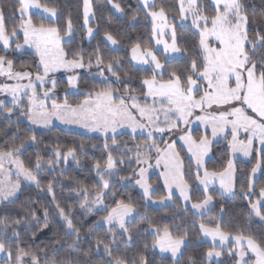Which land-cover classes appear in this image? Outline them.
Segmentation results:
<instances>
[{
    "label": "snow or ice",
    "instance_id": "obj_1",
    "mask_svg": "<svg viewBox=\"0 0 264 264\" xmlns=\"http://www.w3.org/2000/svg\"><path fill=\"white\" fill-rule=\"evenodd\" d=\"M106 3L117 13L125 15V9L118 0H106ZM261 3L264 4V0H261ZM137 5L136 10L129 17V24L134 25L141 12L145 20L150 18L151 38L157 46L163 45L165 59V62L161 63L157 51L150 45L142 47L140 43H135L131 48L132 60L141 65H148L152 73L150 78L142 80V85L147 88L143 93L144 96L152 97L153 102L152 104L145 102L143 105L139 102L136 90L129 88L127 83L123 95L118 96L117 90L112 88L110 77L115 81L122 80L121 61L111 59L105 62L99 43L94 53L89 54L87 61L81 51L69 53L64 50L62 42L71 44L75 37L76 27L71 13L66 18L64 27L58 26L55 19L46 25L43 23L45 19L58 17L56 7L42 3L41 0H14L7 5L6 14L3 0H0V44L4 49H10L15 43L17 51L25 45L34 48L39 57L37 68L43 70L42 73L37 71L33 79L29 71H14L13 60L0 55V76L17 81L15 84L0 85V92L11 95L10 103L0 100V112L7 113L6 119H8L16 114L17 109L19 110L17 119L15 121L9 119V124H15L18 133L21 117L26 118L29 124L44 128L49 127L53 120H58L66 125H77L88 131L100 133L105 137L104 149L107 156L103 163L96 160L92 164V170L99 178L96 190L90 192L86 186L75 189L77 195H83L80 203L82 209H87L91 213L96 206H103L101 210L107 212V215L93 225V228L105 225L107 233L111 234L110 240L95 241V250L99 252L102 248L109 258L104 264H150L144 253L138 254L131 261L126 256L114 255L113 246L118 241L130 245L133 240L130 225L131 217L136 210L131 200H118L114 207L104 204L108 190L117 182L113 177H116L119 171L113 150L126 149L121 152V157L133 151L127 143L122 145L118 142L119 129H130L133 134L137 129L147 131L145 142L135 145L139 170H133L128 177H119L121 185L130 187L132 185L129 182L134 180L135 186L142 189L145 202L152 200L153 190L146 175L148 169L143 165L148 164L151 167L150 154L155 149L156 165L159 166L163 161L164 170L161 176L169 192L167 197H161L158 202L164 204L165 200H172V187L175 185L180 197L186 202L183 211L187 212L186 205L191 203L193 215L210 211L216 195H234L236 169L233 160L231 158L228 160L227 167L223 171H210L206 167L205 157L211 151L214 138L223 134L226 139L230 133L231 152H241L246 157L253 151L254 139L264 145V8L257 13L254 7L249 8L246 5L245 0H210V3H206L205 0H175L174 4L167 6L162 0L159 4L157 0H137ZM210 9L211 14H209ZM17 14L18 22L9 27L8 21L15 20ZM33 16L39 17L41 22L36 23ZM177 17L179 24L176 22ZM93 19L95 13L91 0H83V24L80 27L89 39L99 34V25L96 28L90 26ZM184 32H192L193 36L197 37L191 52L187 47ZM21 33L22 44L19 42ZM103 41L114 46L113 50L119 45V40L107 29L103 32ZM69 55L72 56L71 59H68ZM172 58L177 60L183 58V68L172 67L167 72L168 79L158 81L157 76L163 77L165 68ZM93 61L98 69L95 75L101 78L105 86L99 90L89 91L79 103L72 104L68 101L69 90L79 91L78 76H67V88L62 102L55 95L56 80L51 81V87L46 86L50 73L59 69H64L66 72L85 67L91 69ZM106 72L110 76L105 75ZM25 79L28 80L27 84L19 83ZM37 87L42 90V97ZM23 96H27L26 105L23 104ZM49 100H51L50 105L47 103ZM161 114L164 117L163 121L160 118ZM193 116L205 126V134L199 139H194L190 130L186 131ZM181 125L185 127L181 128ZM208 128H211L213 139L207 135ZM149 129L161 134L181 133L179 139L188 146V152L195 163V182L203 186L202 199L193 202L192 188L184 178V164L175 150V141L168 143L166 148L160 149L154 138V132ZM241 132L246 134V140L240 139ZM108 133H112L110 144ZM38 143V138L33 132L19 144L13 142L0 148V176H3V179H0V210H2L0 264H41L39 253L47 255L45 249L33 251L31 247L22 246L21 234L17 229L23 224L31 225L34 221L37 228L26 230L31 231L36 238L37 231L43 232L48 227V210L45 209L41 223L35 210H25L23 215L18 213V218L13 219L6 207L15 204L23 182L34 184L37 189L44 191L39 175L46 170L43 167L45 163L47 169L51 171L59 168L62 162L66 166L70 160L74 161L77 167H82L75 147L64 150L58 145L48 152L49 159L46 162L37 154L35 170H33L32 167L26 166L20 157L26 146ZM82 149L83 145H81ZM257 152L259 153V150ZM119 163L123 164V159ZM261 163L262 161L257 159L247 178L246 189L242 186L241 190L244 198L249 202L248 206L251 209L249 216L254 213L261 222H264V204L261 203L264 201V186L259 188L257 200L255 202L252 200L256 190L254 178L261 168ZM13 175L15 179H12ZM216 181L219 182L220 191L213 193L209 186ZM54 183L55 181H50L46 186L49 194L54 192ZM112 195L115 196V192ZM52 198L55 202L54 195ZM56 210L69 230L65 235L74 237L69 248L72 252L80 251L77 245L81 233L73 224L71 209L66 211L57 203ZM220 211L223 213L225 209L221 207ZM145 219L146 217L140 216L141 221ZM261 226L264 227V223ZM149 230L155 237L152 247L158 248L161 253H170L173 264H180L183 249L189 238L187 230L180 232L177 226V231L174 233L171 226L165 225L161 228L148 221V229L145 231ZM199 230L204 237H210L213 242L204 253L209 261L216 257L217 264H223L219 258L224 253L218 248L216 241L219 240L220 245H226L231 240L233 245L227 250L228 256L232 258L230 264H264V237L257 238L256 234L251 232L246 234L244 231L235 234L226 232L219 223L212 227L200 223ZM92 231L93 229H89L90 234ZM144 247L147 249L148 245L145 244ZM83 256L85 257L83 261L72 259L70 256L63 261L55 258L45 259L44 264H92L91 248L84 250ZM187 264H197V261L189 256Z\"/></svg>",
    "mask_w": 264,
    "mask_h": 264
},
{
    "label": "trees",
    "instance_id": "obj_2",
    "mask_svg": "<svg viewBox=\"0 0 264 264\" xmlns=\"http://www.w3.org/2000/svg\"><path fill=\"white\" fill-rule=\"evenodd\" d=\"M14 0H3L5 5V12L7 14V5ZM42 3H48L49 6H54L58 9V17L56 23L60 27L65 26L66 18L71 13L73 23L76 27L75 37L71 44L65 43L63 45L66 52L81 51L85 57V61L89 54L94 53L99 43L101 53L105 58V62L111 59H119L121 61L120 75L121 81L114 83V78L110 79L112 88L118 87L121 92H124L125 83L128 87L136 90V95L142 100L144 87L142 80L151 76L150 71L137 70L130 63V50L135 43H140L142 47L151 46V23L144 19V15L141 12L139 19L134 25H130L128 20L131 14L137 8V0H118L125 9V15H116L106 0H92L93 11L95 13V19L90 22V26L96 28L99 25V34L95 38L87 41L84 36V30L80 27L82 22V0H41ZM161 0H157L159 4ZM167 5H172L175 0H162ZM206 3L207 0H205ZM246 5L249 8L255 9L259 13L264 4L261 0H245ZM211 14V9L209 10ZM18 14L15 20H9L8 25L18 22ZM36 23H40L41 20L37 16H33ZM50 22L47 19L43 21L46 25ZM105 29L111 31L114 36L119 40V48L116 50L111 49L103 41V32ZM63 35V32L61 33ZM184 37L187 40V47L190 52L193 50V45L197 37H194L192 32H184ZM22 37L19 36V40ZM0 55H5L7 59L13 60L14 68L17 70L39 71L37 68V58L34 54L28 52L7 53L0 47ZM68 58H72L71 55ZM191 56H189V59ZM165 62V60H164ZM93 61V65H94ZM183 58L180 60H170L166 66V72L160 79L167 80V72L172 67L183 68ZM93 67V66H92ZM86 72L82 73L80 78V85L84 89L89 91L99 90L105 85L101 80L90 79L88 74L93 75L95 70H90L87 67L84 68ZM88 72V73H87ZM108 74V73H107ZM110 75V74H109ZM71 101L75 104L84 99V96H70ZM9 119L0 116V148L7 145H11L13 142L19 144L22 139H26L27 136L33 132L36 134L39 143L36 145L26 146V150L21 155V159L25 165L34 169L35 160L37 154H39L46 162L49 159L48 152L61 146L64 150L68 147H75L77 149V158L80 160L82 167H77L74 161H69L65 166L63 162L61 166L55 171L47 169L45 163L43 167L46 169L39 175L41 187L44 191L32 186H23L18 197L15 200V204L6 206L8 208L9 215L15 219L18 218L17 214L23 215L25 210H35L40 222L43 223V215L45 209L48 210L49 220L48 227L43 232H36V238L33 237L31 231L26 229L31 228L35 230L37 228L36 223L33 221L31 225L23 224L17 230L21 234V244L24 247H31L33 251L38 249H45L47 255L39 253L41 258V264H44L45 259L55 258L58 261L72 259H79L83 261V251L92 249L91 261L92 264H104L109 258L104 254L101 248L99 252L95 250V241L97 239L110 240L111 234L107 233V227L101 225L98 228H93V225L101 218L107 215L106 211L98 209L97 206L91 213L87 209H82L80 203L83 199V195H77L75 189L79 186H86L90 192H94L97 188L99 178L92 170V164L96 160H100L102 163L107 156V152L104 149L105 137L98 134H85L80 132H73L64 130L58 126H54L47 130L34 131L30 126L20 121V131L17 133L15 124H9ZM12 121H15L12 119ZM195 130L191 132L194 139H199L200 133ZM15 134V136H14ZM128 133H120L117 135V140L120 144L127 143L129 147L133 149L127 156L121 157V152L126 149H114L113 155L117 159L118 175L113 177V180L117 181L113 187L108 190V195L104 199V204L109 207H114L115 202L118 200L133 201L136 210L132 218V224L130 230L133 236V240L130 245L125 244L123 241H118L114 248V255L126 256L129 261L137 257L138 254L144 253L150 264H173L172 259L168 257L159 256L153 249L152 243L154 236L145 231L148 229V221H151L154 225L163 228L165 225L171 226L173 232H183L187 230L189 238L187 244L184 247L183 256L180 258V264H187V259L192 256L196 259L197 264H217V262H209L206 260L204 253L212 246L210 243L200 241L198 226L200 223H204L208 226H215L220 224L222 230L235 234L238 231H244L246 234L251 232L257 235V238L264 237V227L262 223L255 219L253 214L249 216L251 209L248 206V200L244 198L242 192V186L246 189L247 178L251 174L252 167L256 164L257 159L262 161L260 173L258 179L255 181V194L252 195L253 202L259 197V188L264 186V149L259 154L256 152L252 154L250 161H233L236 169L234 178V195L229 198L216 195L213 201V206L210 211L206 212L202 216L193 215V210L190 205H186L187 212H184L185 204L176 196H173L172 200H169L168 204H164L159 207H152L143 199V196L138 191L134 184V180L129 183L130 187L122 186L119 182V177H128L133 173V170L138 171L139 166L136 163L135 145L145 142V136H134ZM108 143H111V137L108 136ZM163 140V138H162ZM81 145L83 149L81 150ZM160 146L162 144L160 143ZM176 150L179 153L180 159L184 164L185 180H187L192 188L193 202L197 199H202V189L195 182V167L192 160L188 157L186 152L176 145ZM152 157V154H150ZM123 159V164L119 161ZM230 159L229 147L226 145L225 138L212 143L210 156L206 161V167L210 171H223L227 166V162ZM145 165V164H144ZM143 165V167H144ZM61 172L63 174L61 175ZM50 173V174H49ZM50 181H55L54 192L49 194L46 190V186ZM150 184L156 186L154 193H152L153 199H160L161 197H167V193L164 187L161 185V180L157 175H152L149 179ZM199 189V190H197ZM211 190V189H210ZM212 191V190H211ZM115 192V196L112 193ZM213 193L217 191H212ZM53 195L55 196V202L53 201ZM59 204L66 211L71 209V218L76 228L80 230L81 239L77 245L80 250L78 252H72L69 245L72 243L74 237L65 235L69 231L64 221L59 217L56 204ZM223 207L225 211L221 213L220 209ZM2 212V210H0ZM140 216L146 217L141 221ZM89 229H93L92 233H89ZM126 239V237H125ZM145 244L148 245L145 249ZM166 258V259H162ZM232 259L222 260L223 264H230Z\"/></svg>",
    "mask_w": 264,
    "mask_h": 264
},
{
    "label": "rangeland",
    "instance_id": "obj_3",
    "mask_svg": "<svg viewBox=\"0 0 264 264\" xmlns=\"http://www.w3.org/2000/svg\"><path fill=\"white\" fill-rule=\"evenodd\" d=\"M91 1H92V0H91ZM207 2L210 3V0H207ZM109 7L111 8L110 5H109ZM111 10H112L116 15H118V16H122L120 13H117V12L115 11V9H112V8H111ZM33 11H35V10H33ZM53 19L56 20V18H52V17H48V18H47V20H49V21H52ZM91 21H92V20H91ZM147 21L150 22V18H149ZM176 22H177V24H179V18H178V17H177V21H176ZM150 23H151V22H150ZM82 24H83V0H82V22H81V25H82ZM189 25H190V21H189ZM20 36L22 37V39L19 40V42L22 44V43H23V35H22V33L20 34ZM62 36H63V35H62ZM84 36H85V38L87 39V41H90V40H91V39H89V38L86 37L85 32H84ZM151 39H152V38H151ZM104 42H105V41H104ZM65 43H67V42H62V47H63V45H64ZM105 43H106V45H107L108 47H110L111 49L114 48V46L108 44L107 42H105ZM0 47L3 48V45L0 44ZM63 48H64V47H63ZM115 48L118 49V48H119V45H118V46H115ZM152 48H153L155 51H157V54H158V57H159L160 60H161V63H164V60H165V59H164V54H163V45H159V46H157V45L155 44V41L152 40ZM3 50H4L5 52H7V53H10V54H12V53L20 54V53H22V52L32 53V54H34V55L36 56V58H37V64H38V62H39V57L36 55V53H35V49H34V48H29V47L26 46V45H25L21 50L17 51V50H15V43H13L12 48H10V49H4V48H3ZM131 56H132V54H131V50H130V59H129V60H130V63L132 64V66H133L135 69H137V70H144V71H150V72H151V69H150V67H149L148 65H141V64L137 63L136 61H133L132 58H131ZM68 59H71V58H68ZM170 60H175V58H172V59H170ZM13 70H14V71H28V70H17V69H15V68H13ZM90 70H95V72L93 73V75L88 74V77H89L90 79H93V78H94V79H96V80H101L100 77H98V76L95 75V73L98 71V69H97L96 66H95V63H94L93 67H92ZM39 71L42 73V71H43L42 68H40ZM29 72L32 73V78L34 79L35 74L37 73V71H34V72L29 71ZM84 72H86V70H85L84 68H81V69H74V70H72V71H70V72H66L64 69H59V70H57L56 72H54V73H50V74H49V77H48V79H47V85H46V86H47V87H51V81H52L53 79L56 80V82H57V87H56V89H55V95H56V97L62 102L63 99H64V96H65V90H66V88H67V76H68V75H76V76H78V88H79V91L77 92L76 89H71V90H69V95H68V101H69V103L75 104V102H70V101H71V99H69L70 96H85V95L89 92L88 89H86V88L84 89L83 87H81V85H80V83H79V82H80L81 75H82V73H84ZM165 72H166V68H165ZM87 73H88V72H87ZM105 75H109V74H107V72H106ZM151 75H152V73H151ZM109 76H110V75H109ZM150 77H151V76H150ZM150 77H148V78H150ZM158 77H160V76H157V80H158V81H161V80L166 81V80H164V79H160V78H158ZM110 79H111V77H110ZM116 82H117V81H115V79H114V83H115V84H116ZM5 83H7V84H15V83H17V81L9 80L6 76H0V85H3V84H5ZM19 83L27 84V83H28V80L25 79V80L19 81ZM37 84H38V82H37ZM143 87H144V92H146V91H147L146 86L143 85ZM113 89H116V90H117V95H118V96H119V95H123V93L121 92L120 89H118V87L115 86V88H113ZM37 91H38V93L41 94V97H42V90H41L39 87H37ZM29 94H30V93H29ZM138 99H139V97H138ZM0 100L4 101L5 103H10V101H11V95L8 94V93H6V92H0ZM22 101H23V104L26 105V104H27V96H23V97H22ZM139 102L141 103V105H143L145 102H147L148 104H152V102H153V98H152V97H145V96L143 95L142 100L139 99ZM47 103L50 105V104H51V100H49ZM18 115H19V110L17 109V110H16V114L13 115L12 117L8 118V119H11V120L14 119V120H16ZM0 116L6 118V117H7V113H2V112H0ZM160 118H161V121H163L164 117H163L162 114H161V117H160ZM137 119L139 120V115H138V114H137ZM190 119H191L192 122H191V124L187 127L186 131H187V130H190L191 132H193V131H195V130H198L197 132L200 133V136L204 135V134H205V126L202 125V124H200L198 121H196L195 116L191 117ZM20 121H24V122H26V123L30 126V128L33 129L34 131H39V130H42V131H43V130L50 129V128L54 127V126H58V127L62 128V129H64V130H68V131L80 132V133H85V134H98V135L103 136V135L100 134V133L92 132V131H88V130H86V129H84V128H81V127H79V126H77V125H66V124H64V123H61V122L58 121V120H53L52 124L49 125V127H47V128H44V127H42V126H38V125H32V124H29L28 121H27V119H26V118H23V117L20 118ZM184 127H185L184 125H181V128H184ZM149 130H152V129H149ZM152 131L154 132V138H155L157 144L159 145L160 149H164V148H166L167 144H168V143H172L173 141H175V146H176V143H177V142L183 144V141L179 139V135L181 134V133H179V132H172V133L165 132V133L161 134V133H156L154 130H152ZM120 133H128V134H131V135H134V136H145V137H147V131H144V130H141V129H137L136 133L133 134V133L131 132L130 129L123 128V129H119L118 134H120ZM111 135H112V133H108V136L111 137ZM207 135H208V137H209L210 139H213V138H212V134H211V128H208V130H207ZM162 138H163V140H162ZM246 138H247V137H246V134L243 133V132H241V134H240V139H245V140H246ZM221 139H224V135H223V134H220V135H218L216 138H214V139H213V142L218 141V140H221ZM230 140H231V134L229 133V134L227 135V138L225 139L227 147H229V141H230ZM160 143L162 144V146H160ZM262 149H264V145H261V144L259 143L258 140L254 139V140H253V152H254V153L256 152V154H259V153L257 152V150H259V152H260ZM229 151H230V148H229ZM151 154H152V157H151V167H149L148 164H145V165H144V167L148 169L146 175L151 174V171L153 170V166H152V165H153L154 163L156 164L157 153H156L155 149L152 150ZM232 154H233V157H234L235 159H236V157L240 156L239 152H235V153H232ZM150 156H151V155H150ZM243 157H244V156H243ZM247 157H249V156H247ZM161 162H162V165H164V164H163V161H161ZM13 172H15V170H13ZM256 174H258V172H257ZM256 174H255V175H256ZM0 179H3V176H0ZM12 179H15V176H14V175L12 176ZM21 179H23V178H21ZM254 179H255V181H256V180L258 179V177H257V179H256V178H254ZM148 182H149V184H150V181H149V180H148ZM196 184H197V183H196ZM150 185H151L152 190H153L152 193H154V191H155V189H156V186H153V184H150ZM161 185L164 186V183L161 182ZM23 186H32V187H35L34 184H31V183L26 182V181L23 182L22 187H23ZM137 187H138V186H137ZM173 187H174V188H173ZM173 187H172V191H173L174 193H176V195H177V197H179V199H181L178 189L175 187V185H173ZM164 188H165V187H164ZM21 189H22V188H21ZM138 190H139V192L141 193V195L143 196L142 189H140V188L138 187ZM165 190H166V189H165ZM211 190H212V191H213V190H214V191H217L216 188H214V187H212ZM19 193H20V192L17 193V197H18ZM173 196H175V195H173ZM17 197H16V198H17ZM153 201H157L156 203H157L158 205L160 204V203L158 202L159 199H153V198H152V200L147 201V203H148L149 205H151V206H152V205H153V206H154V205L157 206V204H156V203H153ZM255 201H256V200H255ZM255 201H254V202H255ZM168 203H169V200H165V203H164V204H168ZM261 203L264 204V201H262ZM160 205H163V204H160ZM187 205H190V203H187ZM212 206H213V205H212ZM212 206H211V207H212ZM102 207H103V206H97L98 209H101ZM204 214H205V213H197L196 215H197V216H201V215H204ZM133 216H134V213H133ZM253 216H254L255 219H258V220H259V218L256 217V216L254 215V213H253ZM132 218H133V217H131V219H132ZM259 221H260V220H259ZM260 222H261V221H260ZM261 223H264V222H261ZM206 226H208V225H206ZM106 227H107V226H106ZM208 227H212V226H208ZM198 230H199V226H198ZM149 232L154 236V234H153L150 230H149ZM199 236H200V241L207 242V243H210V244L212 245L213 242H212L211 238H210V237H204L203 234L200 232V230H199ZM154 238H155V237H154ZM186 244H187V241H186ZM216 244H217L218 248L221 249V250L223 251V253H224V255H223L221 258H219L221 261L224 260V259H232V258H230V257L228 256V254H227V250H228V248H231L232 245H233V242H232L231 240H229V241L226 243V245H220L219 240H217V241H216ZM153 249H154V251H155L159 256H161V257H168V258L172 259L170 253H161V252L159 251L158 248H153ZM183 251H184V250H183ZM249 256H251V254H249ZM0 257H2V254H0ZM246 258H247V257H246ZM252 258L254 259V257H252ZM206 260L209 261L207 258H206ZM209 262H217V258H216V257H213L212 260L209 261Z\"/></svg>",
    "mask_w": 264,
    "mask_h": 264
},
{
    "label": "crops",
    "instance_id": "obj_4",
    "mask_svg": "<svg viewBox=\"0 0 264 264\" xmlns=\"http://www.w3.org/2000/svg\"><path fill=\"white\" fill-rule=\"evenodd\" d=\"M176 145L177 146H179L181 149H183L185 152H186V154L188 155V157L192 160V162L194 163V160L192 159V157H191V154L188 152V146L183 142V144H181V143H179V142H177L176 143ZM175 150H176V146H175ZM176 152H177V150H176ZM230 152V158L233 160V161H237V160H239V161H250L251 160V158H252V154H253V151L250 153V155H249V157H246V156H244L241 152H239V154H240V156H238V157H236V159L233 157V154H232V152H231V150L229 151ZM209 156H210V152H209V154H208V156H206L205 157V162L208 160V158H209ZM244 156V157H243ZM153 166V170L151 171V174H148L147 175V177H148V180L150 179V177L152 176V175H157L159 178H160V180H161V182H163L164 183V180H163V178H162V176H161V173H162V171L164 170V165H162V162L160 163V165L159 166H157L155 163L152 165ZM194 167H195V163H194ZM227 167V166H226ZM258 172V174H256L255 175V178L257 179V177L259 176V173H260V169L257 171ZM202 174V173H201ZM234 178H235V176H234ZM199 187H200V189H202L203 190V186H201V185H198ZM163 187H165V184H164V186ZM210 187V189L212 188V187H214V188H216V190H217V192L218 191H220V189H219V182L218 181H216L213 185H210L209 186ZM136 188L138 189V187L136 186ZM174 188V187H173ZM164 189H166L165 191H166V193H167V196H168V194H169V192H168V189L165 187ZM139 191V190H138ZM172 194L173 195H175L176 197H177V195H176V193H174L173 191H172ZM231 195H225L224 197H230ZM179 198V197H178ZM184 204H186V202H184L183 200H182V198L180 199ZM157 204V203H156ZM164 205V204H163ZM159 206H162V205H158L157 204V206L156 205H152V207H159ZM212 208V207H211ZM202 216V215H201Z\"/></svg>",
    "mask_w": 264,
    "mask_h": 264
}]
</instances>
